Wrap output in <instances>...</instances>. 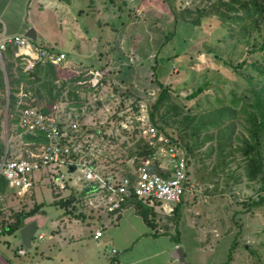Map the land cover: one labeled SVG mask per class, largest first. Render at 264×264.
Instances as JSON below:
<instances>
[{
    "label": "rangeland",
    "instance_id": "374dc122",
    "mask_svg": "<svg viewBox=\"0 0 264 264\" xmlns=\"http://www.w3.org/2000/svg\"><path fill=\"white\" fill-rule=\"evenodd\" d=\"M228 1L91 0V8L87 10L84 2L74 0L69 10L71 25L68 22V29L64 27L62 31L61 27V31L54 34L58 36L57 43H48L52 51L64 52L66 56V62L57 66L59 80L56 84L65 83L59 97L48 102L38 82L11 84L19 79L18 70L24 71L23 66L14 56L8 58L5 54L3 57L4 67L0 65V73L5 104L0 106V155L4 151L9 157L38 151L25 144L17 132V124L13 123L21 107L29 104L49 108L64 125L69 121L76 123L75 143L92 148L93 159L102 172L133 173L143 161L135 160L130 154L137 150L141 140L147 141L143 129L145 125H152L148 113L159 92L158 82H162L171 91V102L178 107V115L169 113L167 123L160 124L164 131L191 145L188 176L192 187L184 194L178 223L171 216L172 212L168 214L162 207L152 206L154 226L170 235L176 236L178 232L188 264H264V205L244 204L257 199L262 192L261 183L259 179L247 178L245 157L239 150L249 140L246 112L252 109V92L262 89L264 93V76L248 64L237 67L245 60L264 68V51L251 48L261 41L264 21L256 28L247 20L243 31V22L221 20L219 12H223V3ZM80 9H83L82 14H79ZM197 10L202 13L199 15ZM176 12L184 22L176 21ZM197 16L198 25L186 21ZM73 28L74 33L70 32ZM39 40L37 31L36 41ZM10 63L12 66L8 68ZM90 71H98L103 80L93 86L95 80ZM79 77L89 78L91 89L78 85V99H75L69 92L75 78ZM204 82L207 83L204 91L187 99V95ZM13 88L17 89L18 98L11 111L7 104ZM38 88L43 97L37 94ZM231 91L237 101L232 107L233 113L218 128L209 127L193 137L191 128L197 121L211 120L220 106H232L229 104ZM186 116L195 118L189 129L185 127ZM68 128L66 126V130ZM261 153L264 169V143ZM149 162L154 164V160ZM50 184L44 176L40 177L24 198H17L7 188L0 196V220H10L13 212L29 210L34 203L41 202V207L25 218L38 220L34 243L39 233H49L50 221L67 218L79 229L89 222L85 226L86 233H93L98 227L103 232L99 240L102 246L95 248L89 241L91 250L99 252L98 263L110 264L115 237L122 239L128 229L123 226L125 221L119 222L117 217L109 215L102 217L104 221L106 217H113L112 224L94 221L99 212L88 207L86 196L75 203L76 214L82 212L84 218L65 214L52 202L66 197L69 189L56 193ZM42 220L45 223L42 224ZM0 239L8 240L13 247L19 243V232L2 234ZM232 240L236 241V246L227 261ZM166 243L167 239L160 237L155 245L140 254L128 256L123 252L115 261L161 264L169 257L168 251L161 250ZM160 246L162 248L158 249ZM155 250L161 251L160 254L142 263L135 262Z\"/></svg>",
    "mask_w": 264,
    "mask_h": 264
},
{
    "label": "built area",
    "instance_id": "2783aa9c",
    "mask_svg": "<svg viewBox=\"0 0 264 264\" xmlns=\"http://www.w3.org/2000/svg\"><path fill=\"white\" fill-rule=\"evenodd\" d=\"M21 61L24 71H32L37 64H64V52L56 53L42 44L33 43L22 34L0 37V65L7 49ZM4 67V65H3ZM100 74L94 72L93 86L97 84ZM22 94V93H20ZM4 98L0 86V102ZM17 126L23 133L41 132L48 142L39 144L38 151H27L24 155L9 157L7 151L0 155V177L7 188L17 198H24L40 177H45L54 192L64 191L69 187L76 191L87 188L85 196L88 207L99 213H110L121 208L128 200L141 199L149 206L162 207L165 213L173 211V204L181 202L192 184L188 176V157L185 148L169 136L159 132L153 125H145L143 134L147 145L153 149L151 160H156L157 170L150 169L147 159L134 171L128 174L102 172L92 163L94 152L86 144L72 142L68 130L76 131L77 125L68 122L60 126L54 111L45 113L40 108L24 104L19 110ZM66 126L69 127L66 130ZM31 145V143H26ZM70 167H74L70 171ZM1 232V226H0ZM98 230L94 233L97 238ZM43 233L37 238L41 239ZM114 252V250H113ZM24 253V249L19 250Z\"/></svg>",
    "mask_w": 264,
    "mask_h": 264
},
{
    "label": "trees",
    "instance_id": "16d2710c",
    "mask_svg": "<svg viewBox=\"0 0 264 264\" xmlns=\"http://www.w3.org/2000/svg\"><path fill=\"white\" fill-rule=\"evenodd\" d=\"M223 12H219L218 17L221 20H227L233 22H243L241 24V27L244 30H246V21L250 20L252 22V25L256 28H259L258 24L264 21V0H229L228 2L223 3ZM198 14L200 15L202 13V10H197ZM177 13V12H176ZM175 14V13H174ZM178 14V15H177ZM174 15V18L176 21L180 20L182 22L185 21L180 14L177 13ZM198 15V16H199ZM196 17L192 20H186L188 22H191L193 24L198 25L199 24V17ZM261 41L254 45L252 44L251 48L252 51H255L254 49L258 51H264V34L260 36ZM33 42V41H32ZM35 43V42H33ZM7 57L13 56V52L11 49H7L6 53ZM17 62L21 61L19 59H16ZM243 64H248L250 67H253L254 69H257L261 75L264 76V68H261L256 62H246L243 60L240 62L237 67H241ZM12 64L10 63L8 68H10ZM58 65H54L52 63H46V64H37L33 68L32 71L26 72L22 71L20 68L19 71V79L14 80L13 83L16 86L19 85L21 81H24L25 83L33 84L34 82L40 83V87L44 89L45 95L47 97L48 102H51L52 100L56 99L61 94V88L65 86V83L62 82V84L57 86V81L59 80L58 77ZM1 72V71H0ZM93 76V71H90ZM156 76V75H155ZM78 77V76H77ZM103 80V75H100L98 78L97 83ZM89 78L87 79H81L75 78V84L72 86L69 92V96L73 97L75 99L77 98V90L78 85H82L83 89L90 90V82ZM79 84H78V83ZM159 92L157 96L155 97L153 103L150 105V111H149V119L152 122V125L157 128L159 132L164 133L165 135L169 136L173 141H176L180 143L186 151L187 157H188V165L190 164V155L189 152L192 151L191 145L184 144L180 141L178 137H174L171 134L167 133L163 130V126H161L160 122L167 123V120L169 116L178 115V107L175 106L171 101V91L168 88L167 85H165L162 82H158ZM207 83L204 82L203 84L199 85L195 90H193L189 95H187V99H192L198 96L202 91H204ZM0 86L3 89L4 83L2 79V75L0 73ZM87 86V87H86ZM17 89L14 88L10 90V94L8 96V104L7 108L11 111L15 109L16 103H17ZM37 94L39 97H43L40 94V88L37 89ZM253 101L250 104L252 109L246 112L247 114V122L249 123L248 132H249V140L245 141V146H242L239 148V150L242 152V154L245 157V174L249 180H255L259 179L261 186V193L258 194L256 200H249L247 204L249 207L252 206H260L264 205V169H263V156L261 153V147L264 143V93L262 92V89L259 91H253ZM231 99L229 100L230 105H224L220 106L218 109V114L216 113V116L213 117L211 120H200L197 121L194 126L191 128V135L193 137H196L200 131H206L209 127H219L223 123V120L228 118L232 113L233 109L232 107L237 104V101H235V93L234 91H231ZM5 104V99L3 98L1 100V105ZM24 106V105H23ZM22 106V107H23ZM41 111L45 113L51 112L49 108H40ZM163 111V112H161ZM171 113V115L169 114ZM169 115V116H168ZM1 119V117H0ZM186 125L188 129L193 125L195 118L193 116H186ZM13 123H18V119L15 118L13 120ZM61 123V122H60ZM60 126H63L61 123ZM81 130V129H80ZM23 130L17 126V132L21 133ZM92 131V130H91ZM68 136L72 138V142H75L78 138V133H75L73 130H68ZM22 139L26 143H31V148H36L39 144L47 143L48 140L45 137V135L41 132H36L35 134L31 133H23ZM143 142V143H142ZM142 143V144H141ZM130 156H132L135 160L141 159V162L149 159L151 160L153 156V149L150 148L146 141L141 140L139 142L138 148L135 152L131 153ZM92 163L94 165H98L96 159H92ZM139 166V165H138ZM150 169L157 170V162L154 160V164L150 165ZM100 171H102L99 168ZM124 174H128V172H124ZM7 189V183L6 181L0 177V196L3 194ZM69 189V193L66 197L61 198L59 200L53 201L52 204H55L63 209V213L65 214H71L75 217H81L84 218V214L82 212H79L76 214V205L75 203L78 202L81 198H84L86 192L88 191L87 188L83 189L82 191H76L74 188L69 187L67 185L66 190ZM134 202V206L136 208V211L143 217L145 222L151 227L154 228V219L151 216H154L155 212L153 211V208L145 203L142 202L141 199H134V200H128ZM183 199L181 202L177 203L173 207L172 211V217H174L175 223H178L181 218V205H182ZM42 203H34L33 207L29 210L20 209L19 211L13 212L11 215L10 220L2 221L0 220V226H1V232L2 234H13L16 233L23 225L24 219L30 215L35 213L40 207ZM1 206H0V214H1ZM178 231V230H176ZM178 235V232H176V236ZM176 236H171V238L176 242L179 243V238ZM231 245L227 252V261L231 259L232 251L234 247L236 246V241H231Z\"/></svg>",
    "mask_w": 264,
    "mask_h": 264
},
{
    "label": "crops",
    "instance_id": "0c3cea01",
    "mask_svg": "<svg viewBox=\"0 0 264 264\" xmlns=\"http://www.w3.org/2000/svg\"><path fill=\"white\" fill-rule=\"evenodd\" d=\"M73 1L74 0H0V37L15 34H22L25 36V33L30 28H33L36 37L37 31L39 32L40 40L36 41L35 39L32 41L50 48L51 46H48V43H51V41L52 43H57L59 41L58 36L56 37L54 34L59 33L61 27L62 31L64 27L68 29L66 25L69 26L72 22L69 18V10ZM81 1L84 2L87 10L91 8V0ZM82 10L83 9L79 10V14H82ZM88 14L89 13H87V16H89ZM71 31L74 33L76 30L73 28L70 32ZM50 34L52 35L49 36ZM60 46L62 48L64 47L62 45ZM10 192L13 194L12 191ZM103 215L113 216L114 218L117 217L119 222L122 220L125 221L123 226L128 228L127 231L124 232L127 235L124 234L122 239H120L121 237H115L116 245L113 249L114 252L112 250L113 255L110 264H120L115 261V257L121 255L123 252V254L126 253V255L140 254L144 249L155 245L156 240L160 239V237H165L167 239L165 247L161 249L162 252H169V257L161 264L179 263L173 256H170L172 255L170 252L178 246L182 247L180 239L179 243H176L171 238V236L175 235H170L166 231L162 232L160 229H157V227L151 228L136 211L134 202L126 201L122 204L120 209L110 213L101 212L94 221L99 223L113 222V217L109 218L106 216L105 219L107 220L104 221ZM43 223H45V220H42V224ZM74 224L75 223L69 221L67 218L50 221L49 233L44 234L41 232L43 233V237L41 239L36 237L35 243L34 234L31 241V248L29 249L23 246L20 236L19 243L13 247H11L8 240L0 239V264H102L101 262L98 263L100 258L98 255L99 252L97 249L91 250V245L88 243L89 241L93 242V246L98 249L102 246L99 242L100 238L103 236L101 227L95 228L93 233H91V231L86 233L85 226L89 225V222H86L81 229L74 227ZM98 230L101 231V235L95 238L94 233ZM17 232H19V230ZM17 232L13 234L16 235ZM118 232L122 236V233L120 231ZM161 246L158 247V249L162 248ZM21 249H24V253L22 254L19 253ZM160 252L161 251L157 250L151 251L150 254L135 259V262L142 263L150 260L152 259L151 257L160 254Z\"/></svg>",
    "mask_w": 264,
    "mask_h": 264
},
{
    "label": "water",
    "instance_id": "95a60500",
    "mask_svg": "<svg viewBox=\"0 0 264 264\" xmlns=\"http://www.w3.org/2000/svg\"><path fill=\"white\" fill-rule=\"evenodd\" d=\"M25 36L30 38L31 40L36 39V33L33 30V28H30L25 33ZM69 169L70 171H73L74 167H70ZM37 227H38L37 219H32V220L24 219L23 226L19 229V236L25 248L27 249L31 248V241H32V238L35 232L37 231ZM170 254H172L170 256H173L180 264H188L185 262V259H184L185 254L181 246L174 248L170 252Z\"/></svg>",
    "mask_w": 264,
    "mask_h": 264
}]
</instances>
